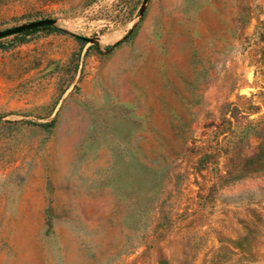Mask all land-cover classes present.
I'll return each instance as SVG.
<instances>
[{"label":"rangeland","instance_id":"obj_1","mask_svg":"<svg viewBox=\"0 0 264 264\" xmlns=\"http://www.w3.org/2000/svg\"><path fill=\"white\" fill-rule=\"evenodd\" d=\"M42 20L0 38V264H264V0H0Z\"/></svg>","mask_w":264,"mask_h":264},{"label":"water","instance_id":"obj_2","mask_svg":"<svg viewBox=\"0 0 264 264\" xmlns=\"http://www.w3.org/2000/svg\"><path fill=\"white\" fill-rule=\"evenodd\" d=\"M53 23H54L53 20H42V21L30 23V24H27L25 26L17 27V28H15L13 30L2 32V33H0V38L6 37V36H10V35H13V34H19V33H22V32L28 31V30H34V29H38V28H43V27H46V26H50ZM78 38L83 40V41H89L88 39H85V38H81V37H78Z\"/></svg>","mask_w":264,"mask_h":264},{"label":"bare ground","instance_id":"obj_3","mask_svg":"<svg viewBox=\"0 0 264 264\" xmlns=\"http://www.w3.org/2000/svg\"><path fill=\"white\" fill-rule=\"evenodd\" d=\"M108 38H110V37L108 36ZM111 38H113V37H111Z\"/></svg>","mask_w":264,"mask_h":264},{"label":"trees","instance_id":"obj_4","mask_svg":"<svg viewBox=\"0 0 264 264\" xmlns=\"http://www.w3.org/2000/svg\"><path fill=\"white\" fill-rule=\"evenodd\" d=\"M39 29V28H38ZM37 30V29H36Z\"/></svg>","mask_w":264,"mask_h":264}]
</instances>
